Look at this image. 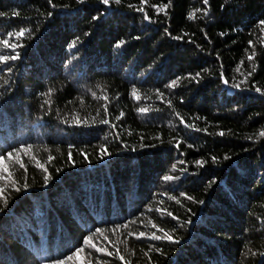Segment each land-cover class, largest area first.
<instances>
[{"label": "trees", "instance_id": "obj_1", "mask_svg": "<svg viewBox=\"0 0 264 264\" xmlns=\"http://www.w3.org/2000/svg\"><path fill=\"white\" fill-rule=\"evenodd\" d=\"M17 53L0 264H264V0H0Z\"/></svg>", "mask_w": 264, "mask_h": 264}, {"label": "snow or ice", "instance_id": "obj_2", "mask_svg": "<svg viewBox=\"0 0 264 264\" xmlns=\"http://www.w3.org/2000/svg\"><path fill=\"white\" fill-rule=\"evenodd\" d=\"M102 2H103L105 5H107V4L109 3V0H102ZM116 2L118 3L119 0H116ZM20 35H23V33H20ZM18 57H19V54H18V53L12 55L11 57L0 56V62L7 61L8 59H11V60L14 61V60H16ZM133 95H135V92L133 93ZM198 163H201V162H198ZM46 179H47V177H46ZM169 179H170V177H169ZM0 192H2V190H0ZM141 235H143V233H141ZM165 237L168 238V239H171V237H170L167 233H165ZM152 238H154V239H160V237H157V236H155V235H153ZM121 259L123 260V257H121Z\"/></svg>", "mask_w": 264, "mask_h": 264}]
</instances>
